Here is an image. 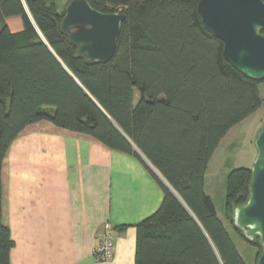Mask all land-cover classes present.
<instances>
[{
    "label": "trees",
    "instance_id": "16d2710c",
    "mask_svg": "<svg viewBox=\"0 0 264 264\" xmlns=\"http://www.w3.org/2000/svg\"><path fill=\"white\" fill-rule=\"evenodd\" d=\"M88 1L126 15L107 63L77 55L62 30L66 10L45 0H0V264H10L14 246L2 212L4 158L24 128L42 120L138 157L163 187L161 206L136 224L135 264H247L205 192V173L224 135L264 106V78L226 59L224 42L202 21L200 0ZM15 16L18 32L7 23ZM251 178V168L230 172L226 209L258 263L259 236L249 240L234 224Z\"/></svg>",
    "mask_w": 264,
    "mask_h": 264
},
{
    "label": "crops",
    "instance_id": "0c3cea01",
    "mask_svg": "<svg viewBox=\"0 0 264 264\" xmlns=\"http://www.w3.org/2000/svg\"><path fill=\"white\" fill-rule=\"evenodd\" d=\"M20 22L7 19L13 32L22 30ZM1 185L3 220L14 241L10 264H135L136 224L164 198L138 157L48 120L26 126L12 142ZM106 222L113 226L114 257L99 261L94 249Z\"/></svg>",
    "mask_w": 264,
    "mask_h": 264
},
{
    "label": "water",
    "instance_id": "95a60500",
    "mask_svg": "<svg viewBox=\"0 0 264 264\" xmlns=\"http://www.w3.org/2000/svg\"><path fill=\"white\" fill-rule=\"evenodd\" d=\"M198 10L206 28L224 42L226 59L246 76L263 79L264 0H200ZM125 17L124 13L101 12L88 0H72L62 30L78 47V56L90 63H107L117 51ZM255 145L250 195L235 208L234 224L249 240L259 236L263 250L258 264H264V123Z\"/></svg>",
    "mask_w": 264,
    "mask_h": 264
},
{
    "label": "rangeland",
    "instance_id": "374dc122",
    "mask_svg": "<svg viewBox=\"0 0 264 264\" xmlns=\"http://www.w3.org/2000/svg\"><path fill=\"white\" fill-rule=\"evenodd\" d=\"M72 0H45L46 3L54 5L59 11L65 12ZM22 19L19 16L12 19ZM261 96L264 97V81L259 83ZM140 98V93L135 90V104ZM264 123V106L247 119L232 127L222 138L213 156L211 157L205 173V192L215 203L218 216L222 219L231 232L241 256L247 264H258L256 262V248L241 236L236 234L227 219L226 192L228 176L230 172L239 167L251 168L257 157L255 139L257 133ZM262 249L260 250V255Z\"/></svg>",
    "mask_w": 264,
    "mask_h": 264
},
{
    "label": "built area",
    "instance_id": "2783aa9c",
    "mask_svg": "<svg viewBox=\"0 0 264 264\" xmlns=\"http://www.w3.org/2000/svg\"><path fill=\"white\" fill-rule=\"evenodd\" d=\"M114 234L113 226L110 222L103 225L99 243L94 249L95 258L99 261H109L114 257Z\"/></svg>",
    "mask_w": 264,
    "mask_h": 264
}]
</instances>
